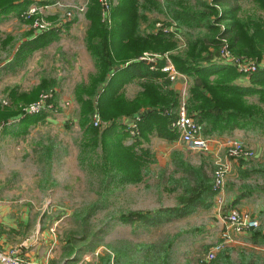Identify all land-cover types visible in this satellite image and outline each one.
<instances>
[{"label":"rangeland","instance_id":"rangeland-1","mask_svg":"<svg viewBox=\"0 0 264 264\" xmlns=\"http://www.w3.org/2000/svg\"><path fill=\"white\" fill-rule=\"evenodd\" d=\"M19 1L22 0L13 2ZM26 1L28 3L21 11V17L12 12L0 17V108L8 110L12 107L10 114L7 112L6 118L0 120V198L15 200L16 205L12 206L15 211H24L30 217L33 223L28 222L27 229L31 226L33 228L34 223L42 225L45 230L51 228L56 247L68 253L73 251L76 264H100L104 255L110 258L118 255L120 260L121 252L127 259H135L138 255L136 245L147 243L156 248H164L169 254L170 264H199V256L219 239L223 228L222 209L218 210L214 194L209 206L197 208L186 216L155 227L143 228L134 222H123L119 217L136 211L152 212L155 209L174 207L178 202L179 190L172 189L170 179H177L184 165H196L199 161H203L204 172L206 175L210 173L211 178L213 166L218 161L216 158H219L218 162L225 161L229 166L222 208L225 209V205L237 199L235 205L231 206L254 216L257 220L256 228L259 229L257 237L261 233L264 235V102L258 100V94L233 98L231 103L240 104L245 111L254 113L259 122L239 124L218 133H206L207 124L197 121L204 129V135L218 138L221 144L226 139L242 141L251 151L249 158L242 160L228 157L222 145L218 148V154L211 157L204 150L182 146L173 151V156H179L180 160L175 159L176 162L171 163V155L163 163L145 145L149 135L141 143L134 144L138 133L135 135V131L131 130L130 122L139 118L146 110L145 107H139L131 115H123L115 120L124 132L121 140L117 138L116 132L106 133L113 122L99 117L96 108L88 114L85 122L79 119L80 104L76 92L90 75L97 72L94 58L86 48L88 28L97 22L98 26L90 29L91 33L95 31L100 35L105 32L109 38L107 43L113 46L116 37L122 36L120 26L125 20V17L122 19L124 9L120 6L128 1L105 0L107 11L106 15L101 16L100 3L95 0L100 9L99 17H96L90 0H41L40 4L46 7L39 12L37 19L46 23L44 30H36L31 26L30 19L23 16L33 2ZM131 1L136 6V35L146 46L137 58L144 55L150 60L138 61L151 66L161 61V72L165 64H171L175 69L171 57L182 56L188 49L187 41L207 31L202 27L180 23L174 18V11L178 8L207 14L208 10L199 5L201 0H149L151 4L143 0ZM203 1L216 11L207 20L215 25L213 36L218 39V32L225 26V22L216 21L215 18L223 7L211 4L210 0ZM237 5L239 20L248 22L258 17L264 20V13L251 0H238ZM47 30L57 31L51 42L28 53L19 64L6 66L22 40ZM146 35L156 37L151 39ZM157 37L163 38L162 44ZM119 46L112 48L117 49ZM223 46L227 54L220 56L218 51L212 60L233 67L231 83L236 84L240 90L248 87L264 89V80L253 82L258 73L264 76V52L257 59L235 54L228 49L227 37L221 38L220 48ZM176 73L174 80L168 79L170 88L171 82L176 80L180 83L179 89L182 85L180 90L171 88L177 99L176 110L184 98L186 112L195 120L194 112H188L186 108L188 87L191 84L201 86L204 81L194 72L187 74L176 70ZM139 78L133 81L129 79L120 87L119 92L127 100L141 91L143 79ZM216 79L217 76H211L206 81ZM41 84L43 86L39 88ZM11 88L24 95L21 99L24 102L20 101L15 108L9 100ZM44 88L45 91H39ZM36 89L38 95L42 92L49 94L48 108L35 113L24 112L23 107L37 99L38 95L34 100L29 99ZM93 115L99 119L96 125L93 123ZM135 156L144 161L139 167V178L126 182L119 174L127 172V169H137L138 158ZM167 163L171 166L167 167ZM235 163L239 167L233 165ZM143 169H147L145 175H141ZM238 169L243 172L239 174ZM110 175L114 176L108 178ZM239 194L245 196L238 197ZM97 201H101L100 205L90 209ZM245 235L249 236L248 231L235 236L219 253L222 252L232 264H239L242 258L258 259L264 264V238L258 242L251 241L260 248L255 250L236 243L244 242Z\"/></svg>","mask_w":264,"mask_h":264},{"label":"trees","instance_id":"trees-1","mask_svg":"<svg viewBox=\"0 0 264 264\" xmlns=\"http://www.w3.org/2000/svg\"><path fill=\"white\" fill-rule=\"evenodd\" d=\"M13 1L15 0H0V17L9 12L18 14L21 17V11L28 1L22 0L16 3ZM127 1L120 6L124 9L125 15H122V19L125 17V20L123 22L122 19L120 20L122 22L120 26L122 36L116 37L117 39L113 43V46L120 45L117 49L112 48L113 46L107 43L109 38L105 32H101L100 35L95 31L91 33L90 29H96L97 22L92 25V28H88L85 38L86 48L94 58L97 74L95 73L96 77L95 74L90 75L87 82L79 86L76 92V99L80 104L79 119L81 122H85L88 119V114L96 108L99 117L113 122L106 129L107 131L105 130L106 133L116 132L117 138L121 140L124 132L115 120L123 115H131L139 107H145L146 110L141 116L134 119L133 130L135 135L138 133L134 144L141 143L147 135H155L171 141L178 137V132L170 125L176 115V95L169 87L168 79L164 78V74L159 70L162 65L161 61L155 63L154 66L138 61V54L146 46L141 42L143 40L136 35L138 33V26L134 24L137 17L136 6L131 0ZM143 1L150 3L149 0ZM251 1L264 13V0ZM90 2L94 6V10L92 9L94 16L97 17L98 15L99 17V5L96 4L95 0H90ZM209 2L223 7L215 18L216 21L223 20L225 22V26L218 32L217 36L219 38L216 39L213 36L216 27L209 22V19L207 20L210 14L216 12L213 6L208 5L203 0L199 1V5L208 10L207 14L178 8L174 11L176 13L174 18L178 22L195 28L202 27L207 31L188 40L186 43L187 51H184L185 53L183 52L182 56H172L171 60L177 71L187 74L194 72L197 77L203 79L204 82L201 86L191 84L188 87L186 108L188 112H194L193 116L196 121L207 124L206 133L211 131H217L216 133H218L239 124L248 125L249 123L259 122L254 113L245 111L240 104L231 102L233 98H241L243 95H251L252 93L258 94V100L264 102V89L258 87H248L244 90L237 89V85L231 83L234 74L233 67L216 63L212 58L220 51L221 38L224 37L228 38V49H231L233 53L259 58L260 54L264 52V20L262 17L248 22L239 20L237 17L239 11L238 0H210ZM87 14L89 15L90 11ZM56 32L54 30L41 31L22 40L6 66L11 67L12 64H19L28 53L45 47L53 40ZM146 37L152 39L156 36L146 35ZM157 39H159L160 44L163 43L162 37H157ZM158 42H156L157 45ZM127 51L129 52L127 53ZM211 76H217L218 79L207 82L206 79ZM133 77L143 79L141 91L132 99L127 100L119 90L123 84ZM260 80H264V76L258 73L253 82ZM42 86L43 84L39 88ZM97 88H99V92ZM45 90L46 88L39 89V91ZM39 91L38 89L33 90L29 99L34 100ZM82 93L86 97H83ZM23 98L22 93H16L14 88L10 89L9 100L14 108L20 101L24 102V100H21ZM29 99L27 102H29ZM11 109L12 107L8 110L0 108V120H3V117L6 118V113L10 114ZM2 110H6V112H1ZM205 131L203 129L204 134ZM135 157L138 158L136 160L137 169H127V172L119 174V177L126 182L134 180L135 177L139 178L138 173L141 172L139 167L144 161L142 162L138 156ZM239 161L241 162V160ZM180 170L182 174L177 179H170L169 183L173 184L172 189L177 188L179 190L178 202L174 207L155 209L152 212H131L128 216L119 217V219L127 223H137L136 225L143 228L155 227L171 219L186 216L198 207L205 208L209 206L214 194L211 178L205 174L201 167L186 164ZM238 171L239 174L243 172L241 169H238ZM146 173L147 169H143L141 175ZM171 174L170 176H172ZM113 176L110 175L108 178ZM242 196H245V194L238 195V197ZM100 203L101 201H97L90 209L95 208ZM258 230L254 228L248 231L249 241L258 242L263 240L264 235L262 233L257 237ZM136 254H138L137 257L131 260L127 259L122 252L119 254L120 260L118 255L112 258L109 255H104L100 259V264H170L169 254L165 249L156 248L151 243L136 245ZM122 259L123 261L127 260L122 262ZM257 260L242 258L239 264H261ZM199 264L232 263L221 252L215 259Z\"/></svg>","mask_w":264,"mask_h":264},{"label":"built area","instance_id":"built-area-1","mask_svg":"<svg viewBox=\"0 0 264 264\" xmlns=\"http://www.w3.org/2000/svg\"><path fill=\"white\" fill-rule=\"evenodd\" d=\"M41 0H33L29 5L27 10L24 12L23 16L28 17L31 21V26L36 30H44L46 23L39 21L37 15H40L39 12L43 11L46 5L40 3ZM101 6V16L106 15L107 3L105 0H98ZM69 15V12H66ZM36 15L35 17H32ZM46 29V28H45ZM227 51L224 46L221 47L219 55H226ZM144 55L137 58L142 61H150L148 58L143 57ZM253 69V66H251ZM162 72L166 74L168 79L174 80V77L177 75L176 70L171 64H165L161 68ZM49 94L42 92L38 95L37 99L31 103L26 104L23 107V111L27 113H35L40 109L48 108L47 100ZM94 125L99 123L97 115H93ZM171 127L175 128L178 132L179 140L184 143L190 149H200L208 150L209 144L212 141H215L216 138H210L203 134L202 126L195 121L192 116H190L185 109L184 98L181 99L179 103L176 115L173 121L171 122ZM131 130L134 127V120L130 122ZM222 146L224 147L228 157L233 159H246L251 156V151L248 150L243 144L242 141L237 139H226ZM218 161L219 158H216ZM215 162L212 173H211V185L212 190L214 191L215 200L217 202L218 208L222 209L223 220L222 221V231L219 235V239L212 243L203 253L199 256L198 260L200 262H208L215 258V256L222 251L223 247L230 243L235 235L249 231L256 228L257 220L254 216L249 213L241 212L235 208L223 209V190L225 177L228 172L229 166L225 161ZM0 264H33L28 260L20 258L13 250H0Z\"/></svg>","mask_w":264,"mask_h":264},{"label":"crops","instance_id":"crops-1","mask_svg":"<svg viewBox=\"0 0 264 264\" xmlns=\"http://www.w3.org/2000/svg\"><path fill=\"white\" fill-rule=\"evenodd\" d=\"M88 58L91 62L90 57ZM137 78L138 77H134L132 81ZM170 86L173 90H178L180 87V83L178 82V80H176L171 82ZM220 142L222 141H220L218 138H216L215 141H212L209 144L208 150L204 151L206 152L205 154H208L209 157L216 156L218 154V148H220V146L222 145ZM145 145L148 146L150 148V151L155 154L156 159L163 163L167 162L171 155H174L173 151H175L176 148L186 146L179 140L178 137L174 140L167 141L166 139L157 137L155 135L149 136L148 143ZM172 159L173 160L171 161V163L174 162L175 159L180 160L179 156H173ZM233 165L239 167V164L235 163ZM166 166L170 167L171 165L167 163ZM192 166L201 167L203 171L205 169L203 161H199L198 163H196V165ZM207 176L210 177V173L209 175L207 174ZM236 198L238 197L236 196ZM236 201H233L231 204L235 205ZM229 204L230 203H228V205H225V209L233 208L231 204ZM13 205H16L15 200L0 198V250H13L20 258L31 261L34 264H76V258L74 257L75 254L73 251L68 253L67 250L63 251L62 248L56 247L54 234L51 228H49V230H45L43 229L42 225L37 223H34V227L32 228L31 224L29 223V227H31L27 229L28 222H32L29 219L30 217H28V215L24 211L23 213H18L17 211H15V208L12 207ZM246 238L248 239L247 236ZM246 238L244 242L236 241V243L242 246L246 245L255 250L260 249Z\"/></svg>","mask_w":264,"mask_h":264}]
</instances>
